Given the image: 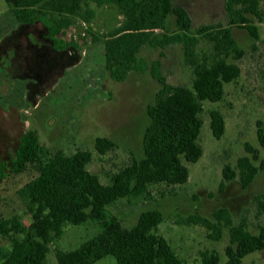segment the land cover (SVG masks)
<instances>
[{"label":"rangeland","instance_id":"1","mask_svg":"<svg viewBox=\"0 0 264 264\" xmlns=\"http://www.w3.org/2000/svg\"><path fill=\"white\" fill-rule=\"evenodd\" d=\"M225 2L176 0L174 5L188 11L195 34L204 25L227 26ZM261 6L264 11V5ZM88 8L95 12L91 22L75 18V24L58 36L70 46L49 56L46 69L35 72L33 79L30 68L25 66L26 60L22 64L27 50L21 49V42L29 40L28 47L36 50L34 56L41 54L43 60L45 45L34 40L46 37L50 40L49 32L40 23L21 25L12 9L0 0V166L7 163L6 177L0 180V220L17 215L26 226L32 222L18 191L36 172L31 168L15 175L10 170L25 131H37L42 146L51 155L58 151L67 156L91 151L89 171L109 185L116 173L143 157V136L150 122L147 107L161 88L151 73L153 62H161V72L170 84L192 86L193 70L185 64L182 45L164 51L145 48L139 56L149 65L147 71L133 72L123 82L111 79L104 62L103 40L123 23L124 17L115 7L99 8L90 3L84 10ZM248 17L258 28L259 40L246 29L231 28L246 55L239 60L232 55L227 61L239 65L241 74L236 81L225 85L222 101L203 103L199 138L203 156L197 163L185 162L190 174L188 182L180 186L152 185L139 200L122 199L109 207L110 214L128 229L137 224L143 212L161 211L164 221L158 234L169 241L185 264H201L203 255L209 253H217L221 264L227 261L230 228L214 219V213L221 209L230 213L234 225L247 221L252 233L264 225V211L257 202V198L264 197V173L248 188H243L238 170L241 158H252L248 145L264 158L257 134L258 122L264 127V22ZM170 22L174 23L173 17ZM172 29L175 30L174 25ZM196 52L202 60L214 61V44L206 38L199 37ZM38 65L43 66V62ZM212 111L220 112L225 120L221 139L215 138L211 129ZM98 138L110 139L116 147L100 154L95 149ZM226 167L235 171V179H226ZM190 216L206 218L215 228L184 223ZM63 230V236L50 244L47 264H58V252L73 251L93 239L99 234L100 226L89 221L80 226L66 225ZM10 249V241L0 236V251ZM243 263L264 264V250L248 255ZM95 264L117 262L109 256Z\"/></svg>","mask_w":264,"mask_h":264},{"label":"trees","instance_id":"2","mask_svg":"<svg viewBox=\"0 0 264 264\" xmlns=\"http://www.w3.org/2000/svg\"><path fill=\"white\" fill-rule=\"evenodd\" d=\"M4 1L21 25L41 23L45 26L57 49L70 46L58 36L75 24V18L85 22L94 18L95 12L89 8L84 10V6L94 3L99 8L115 7L124 21L103 40L104 62L111 79L123 82L133 72L147 71L149 65L139 56L143 49L164 51L176 45L184 47L185 64L192 68L194 78L191 87L172 85L161 72V62H153L151 73L161 88L147 107L150 122L143 136V157L134 159L116 173L109 185H104L89 171L93 159L91 151H77L69 156L58 151L51 155L42 146L37 131H25L10 170L15 175L31 168L36 172L18 191L32 222L26 226L17 215L0 220V236L11 243L10 250L0 251V264H47L50 244L63 236L64 227L89 221L99 224V234L73 251L58 252V264H95L109 256L114 257L117 264H185L169 241L158 234L164 221L161 211L143 212L137 224L128 229L110 214L109 207L122 199L139 200L152 185L180 186L188 182L190 174L185 162L197 163L203 156L199 144L203 103L222 101L225 85L236 81L241 74L239 65L227 61L232 55L236 60L246 55L231 28L246 29L259 40L258 28L248 15L263 23L261 5L264 0H226L227 26L204 25L195 34L188 11L175 6L176 0ZM199 37L214 44L212 63L197 55ZM211 129L217 139L225 133V120L218 111L211 112ZM257 134L264 148L262 122H258ZM115 147L107 138H98L95 143L100 154ZM247 151L252 158L243 157L238 162L243 188H248L264 173V158L249 145ZM6 169L7 163L0 166V180L6 177ZM224 175L228 181L236 178L230 167H226ZM257 202L264 211V197L257 198ZM214 219L230 228L224 264H244L248 255L264 250V225L257 233H252L245 220L234 225L225 209L214 213ZM184 223L215 228L210 220L200 216H190ZM201 264H221V260L217 253H209L203 255Z\"/></svg>","mask_w":264,"mask_h":264},{"label":"crops","instance_id":"3","mask_svg":"<svg viewBox=\"0 0 264 264\" xmlns=\"http://www.w3.org/2000/svg\"><path fill=\"white\" fill-rule=\"evenodd\" d=\"M41 24V23H40ZM42 25V24H41ZM29 40H22V42H21V46H22V50L24 49V50H27L26 51V56L24 57V59H23V61H22V64L24 63V60H26L25 61V66H27V67H29L30 68V70L29 71H31L32 72V77L33 76H36L34 73L36 72H40L41 70H44V69H46V67H47V63L49 62V60H50V57H53L54 55H55V51L57 50V51H63V49H57L56 48V44H54V42L50 39L49 40V38L48 37H46L44 40L42 39H39V40H34V41H36L37 43H42V44H44L45 45V48H46V50H44L43 51V54H42V56H43V60H41V54H38L37 53V55H35L34 56V53L36 52V50L35 49H33V48H31V46H30V48L28 47V45H29V42H28ZM39 49V48H38ZM17 50V49H16ZM15 50V51H16ZM20 51V50H19ZM17 52H18V50H17ZM40 53V52H39ZM18 55V54H17ZM33 56V57H32ZM46 56V57H45ZM50 56V57H49ZM34 57H37V59H35ZM20 58H19V56H18V60H16V63L19 65V63H20ZM35 62V63H34ZM41 62H43V66H39L38 65V63H40L41 64ZM15 63V64H16ZM45 64V65H44ZM33 79H34V77H33Z\"/></svg>","mask_w":264,"mask_h":264}]
</instances>
